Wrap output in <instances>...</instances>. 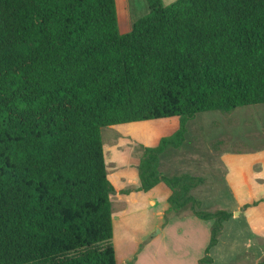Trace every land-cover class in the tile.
Instances as JSON below:
<instances>
[{
    "label": "trees",
    "instance_id": "16d2710c",
    "mask_svg": "<svg viewBox=\"0 0 264 264\" xmlns=\"http://www.w3.org/2000/svg\"><path fill=\"white\" fill-rule=\"evenodd\" d=\"M122 33L116 0H0V264H117L102 129L180 118L142 147L141 191L165 183L169 214L200 210L202 178L160 174L204 112L264 104V0H145ZM258 264H264V259Z\"/></svg>",
    "mask_w": 264,
    "mask_h": 264
},
{
    "label": "rangeland",
    "instance_id": "374dc122",
    "mask_svg": "<svg viewBox=\"0 0 264 264\" xmlns=\"http://www.w3.org/2000/svg\"><path fill=\"white\" fill-rule=\"evenodd\" d=\"M175 1L177 0H163V3L170 5ZM116 8L122 33L130 32L134 23L149 13L145 0H116ZM179 128V118L104 127L102 139L110 181L119 186L124 179L120 175L118 162L114 160L117 153L122 152L127 157L130 151L131 157H141L142 153L137 152L139 148L156 147L162 139L175 135ZM260 151H264V104L238 108L230 113L204 112L188 122L184 145L179 149L168 148L161 157L159 171L161 175L170 178L183 174L202 178L204 183L191 192L201 202L200 210L230 212L234 210V203L226 184L227 171L221 160L222 153L252 155ZM188 213L191 212L182 214ZM137 219L123 220L115 215L112 242L118 261L123 257H131V261L124 264H181L176 259L169 260L161 256L158 261H152L150 251L142 254L139 247L134 253L142 229ZM194 224L190 220L184 227L192 228ZM239 224L235 228L237 232H229L228 236L231 238L224 242V253L217 264H258L262 261L258 259V255H246V244L252 238L244 223ZM181 246L182 243H179L178 248L181 249Z\"/></svg>",
    "mask_w": 264,
    "mask_h": 264
},
{
    "label": "crops",
    "instance_id": "0c3cea01",
    "mask_svg": "<svg viewBox=\"0 0 264 264\" xmlns=\"http://www.w3.org/2000/svg\"><path fill=\"white\" fill-rule=\"evenodd\" d=\"M118 126L121 125L112 127ZM128 152L127 157L123 156L124 153L121 152L117 153L114 158L118 162L120 175L124 179L119 186L112 183L116 190V194L112 196L113 225L115 224V215H119L123 220L138 218L142 229L134 253L139 247L142 254L150 251L149 257L152 261H158L161 256V258L166 257L169 260L176 259L181 264H200V260L207 253L214 221L198 219L191 213H170L167 221L171 189L162 182L149 191L139 190L142 184L138 169L141 157H131L132 152ZM221 160L227 171L226 184L232 194L234 210L230 211L233 213V217L224 223L218 244L210 250V256L213 259L211 264L219 263V258L224 253L222 251L224 242L231 238L228 236L229 232H237L235 228L241 222L244 223L247 233L252 238L250 243L246 244V255H258V259L263 260L264 151L252 155L223 152ZM190 220L195 223L194 226L185 228L184 225ZM179 243H182L181 249L178 248ZM231 251L228 252L232 253ZM130 261L131 257H123L120 262L117 259V264Z\"/></svg>",
    "mask_w": 264,
    "mask_h": 264
}]
</instances>
